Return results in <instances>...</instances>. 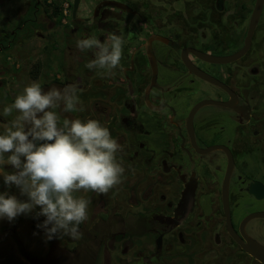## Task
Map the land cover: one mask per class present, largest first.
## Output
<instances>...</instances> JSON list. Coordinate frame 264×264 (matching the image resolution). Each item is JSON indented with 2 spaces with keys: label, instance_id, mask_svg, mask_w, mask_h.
<instances>
[{
  "label": "flooded vegetation",
  "instance_id": "af4514ba",
  "mask_svg": "<svg viewBox=\"0 0 264 264\" xmlns=\"http://www.w3.org/2000/svg\"><path fill=\"white\" fill-rule=\"evenodd\" d=\"M187 1L78 0L74 8L73 0H27L16 16H31L22 18L0 43V48L23 46L32 52L38 50L32 48V38H38L47 62L55 66L51 84L59 89L78 84L84 110L71 112L73 118L98 120L121 145L117 156L125 172L121 184L91 207L102 211L104 224L96 232L87 229L81 243L86 264H264L244 248L250 241L264 248L258 223L251 224L264 217L246 219L264 208L243 211L239 199L246 194L253 201L264 200V191L261 196L249 192L251 183L264 190V4L248 51L217 64L193 51L228 55L239 50L255 0L242 15L247 21L242 37L233 19L235 39L228 31L233 21L226 20L224 0H212L213 8L203 10ZM28 26L33 29L25 31ZM199 31L206 35L199 37ZM109 32L126 40L122 67L101 74L85 67L95 58L94 50L80 51L76 44L92 36L103 42ZM219 47L227 49L217 53ZM182 53L225 83L238 107L209 103L197 108L193 142L188 132L193 107L232 96L189 71ZM43 58L33 66L41 69ZM201 81L217 95L193 99L205 91ZM208 105L223 109L202 111ZM62 110L63 105L58 112ZM224 119L230 134L220 124ZM229 157L232 169L223 186ZM80 227L85 229L86 223Z\"/></svg>",
  "mask_w": 264,
  "mask_h": 264
},
{
  "label": "clouds",
  "instance_id": "9594fccd",
  "mask_svg": "<svg viewBox=\"0 0 264 264\" xmlns=\"http://www.w3.org/2000/svg\"><path fill=\"white\" fill-rule=\"evenodd\" d=\"M123 35L109 32L103 42L95 36L77 41L80 51L94 50L85 67L111 74L122 67ZM77 83L45 91L38 82L27 84L4 116L19 113L0 134V176L6 188L15 187L26 199L0 192V219L14 221L20 215L43 216L37 228L46 239L79 238V226L88 219L91 201L76 193L107 194L122 182L125 172L117 154L121 145L96 119L60 117L54 109L81 112ZM11 166L6 170L5 166ZM38 209V211H37Z\"/></svg>",
  "mask_w": 264,
  "mask_h": 264
},
{
  "label": "rangeland",
  "instance_id": "374dc122",
  "mask_svg": "<svg viewBox=\"0 0 264 264\" xmlns=\"http://www.w3.org/2000/svg\"><path fill=\"white\" fill-rule=\"evenodd\" d=\"M27 0H0V43L6 42L7 32L12 31L14 26L18 24L22 18L26 16H31L30 12L16 16V13L23 8V3ZM172 1V0H171ZM195 1V2H192ZM190 0L187 1L188 5L191 6L192 3L197 4L199 9H209L213 8L212 0ZM252 0H224L222 2L223 12L226 20L230 21L233 19L238 21L237 31H243V27L246 25V19L242 17L246 7H252ZM181 4L175 5L174 7L180 8ZM171 7V6H170ZM172 8V7H171ZM218 11V10H217ZM218 13L217 19H218ZM264 16V7L262 12V17ZM261 17L260 28L264 32V17ZM235 20L232 22V26L228 31L233 32L234 39L236 35ZM243 25H242V24ZM221 22L217 20V27L221 26ZM242 25V27H241ZM33 27L28 26L26 30L31 31ZM225 29V27H222ZM226 30V29H225ZM224 31V30H223ZM241 34L238 36L242 37ZM218 34V31L216 32ZM199 37L206 35L204 31H199ZM234 42V41H233ZM38 43V44H37ZM40 40L38 38H32V48L38 49L37 51H27L25 47L19 46L14 50L13 46L7 48H0V134H2L5 129L10 125V122L15 119L18 112L15 110L10 116H4L3 110L5 107L14 103V99L17 95L21 94L23 88L35 81L45 86L44 90L54 87L53 73L55 66L47 62L49 57L45 55L46 51L42 53V45L39 44ZM238 43L234 42V46ZM229 47V46H228ZM233 47V46H231ZM218 52H222L221 49H227L226 47L217 48ZM45 55V56H44ZM44 57V58H43ZM41 69H38L36 74H33L35 66L33 64L37 59H42ZM202 87H204L201 94H196L193 99H198L205 97H215L217 94L215 89L212 88L208 83L201 81ZM57 88V87H56ZM223 108H217L208 105L202 109V111L213 113L215 111H220ZM59 108L54 109L58 114ZM201 111V112H202ZM225 113V112H222ZM63 119H74V115L71 112H62L59 114ZM63 119L61 121H63ZM226 119L220 121L226 132L229 134L231 130L229 129ZM61 123V122H60ZM62 124V123H61ZM217 126H219L217 124ZM6 170H11V166L6 165ZM234 182V180H233ZM9 191L11 194L16 195L19 199H26L19 194V190L14 186L11 188H6L3 183V177L0 176V192ZM77 196H83L86 199L91 200V204L88 207V219L85 221L86 228H79L81 236L79 238H72L70 236H62L61 238H53L51 240L46 239L43 229L37 228V224L42 223L44 220L43 216L38 219H33V215H20L14 221L8 222L5 219H0V264H86V259L82 256L81 243L83 239L87 238L88 230L91 232H96L99 230L98 226L104 224L100 217L102 211H94L91 207L100 200L104 194L100 197L95 192H84L81 190L76 193ZM242 201L243 211L254 208H264V200L253 201L246 194L239 197ZM38 211V209H37ZM112 217V215H111ZM114 218V217H113ZM259 229L256 232L264 238V220L263 219H253L251 224H256ZM104 226V225H103ZM102 227V226H101ZM105 228V226H104ZM88 229V230H87ZM257 229V226H256ZM75 249L71 252V248ZM81 256L83 258H81ZM78 261V263H77Z\"/></svg>",
  "mask_w": 264,
  "mask_h": 264
},
{
  "label": "water",
  "instance_id": "95a60500",
  "mask_svg": "<svg viewBox=\"0 0 264 264\" xmlns=\"http://www.w3.org/2000/svg\"><path fill=\"white\" fill-rule=\"evenodd\" d=\"M77 3H78V0H73L74 8L77 6ZM263 4H264V0H255L254 1L253 7L251 10V14L249 17L248 25H247L246 35H245L244 40H243V45L239 50H237L231 54H228V55H211V54H206V53L201 52V51H193V53L196 56H198L201 60L213 62V63H217V64L229 63V62L235 61V60L239 59L240 57H242L248 51V49L251 45L252 36H253L254 30L256 28V25L258 23ZM182 59L186 65V67H188L189 71L198 75L202 79H204V80H206V81H208V82H210L216 86H219L222 89H225L232 96L228 101H225V102L218 101V100H211V99L203 100V101L197 103L193 107V109L190 111L189 117H188V132H189V135H190L192 142H193L192 114L197 108H199L200 106H202L204 104H209V103H213V104H217V105H221V106H227V107H231L234 109H237L238 107H236L235 94L231 91V89L225 83H223L222 81L218 80L217 78L205 73L201 69L197 68L194 64H192L188 60V58H186L184 56V53H182ZM231 92H232V94H231ZM239 109L241 110V107ZM232 164H233L232 159H231V157H229L223 186L227 185V180L229 178V174H230V171L232 169ZM263 191L264 190H263L261 184L251 183L249 185V192L254 193L256 196H261L263 194ZM224 196L226 198L225 193H224ZM226 204H227V202H225V207H226ZM255 216L264 217V212L259 211V212L251 213L246 217V219L251 218V217H255ZM244 248H246V250L250 254L254 255L258 260H260L264 263V248L256 246V244L251 242V241L249 242L248 247L244 246Z\"/></svg>",
  "mask_w": 264,
  "mask_h": 264
},
{
  "label": "trees",
  "instance_id": "16d2710c",
  "mask_svg": "<svg viewBox=\"0 0 264 264\" xmlns=\"http://www.w3.org/2000/svg\"><path fill=\"white\" fill-rule=\"evenodd\" d=\"M37 70H38V65H36V68L32 71L33 74H36ZM43 218H44V217H43ZM44 219H45V218H44ZM79 227H80V226H79Z\"/></svg>",
  "mask_w": 264,
  "mask_h": 264
},
{
  "label": "bare ground",
  "instance_id": "6f19581e",
  "mask_svg": "<svg viewBox=\"0 0 264 264\" xmlns=\"http://www.w3.org/2000/svg\"><path fill=\"white\" fill-rule=\"evenodd\" d=\"M260 70V69H259ZM254 75V74H253ZM259 107V106H258ZM258 116V115H257ZM257 127V126H256Z\"/></svg>",
  "mask_w": 264,
  "mask_h": 264
}]
</instances>
